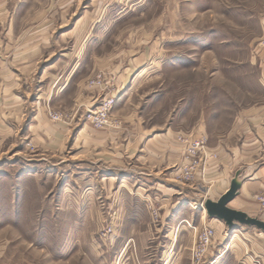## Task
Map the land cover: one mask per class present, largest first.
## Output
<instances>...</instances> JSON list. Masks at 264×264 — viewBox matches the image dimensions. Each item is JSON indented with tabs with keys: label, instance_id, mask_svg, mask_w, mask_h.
<instances>
[{
	"label": "rangeland",
	"instance_id": "1",
	"mask_svg": "<svg viewBox=\"0 0 264 264\" xmlns=\"http://www.w3.org/2000/svg\"><path fill=\"white\" fill-rule=\"evenodd\" d=\"M263 12L264 0H0V264H112L126 240L134 251L118 254L122 264H193L200 234L213 229L212 261L215 226L185 221L199 207L207 212V200L190 188L199 192L219 159L211 138L227 136L245 112L264 107L256 58ZM69 55L75 63L64 60ZM70 74V87L59 91ZM83 80L88 103L76 99ZM41 116L73 131L89 125L93 133L125 130L139 116L151 136L163 133L181 145L173 179L170 168L161 173L167 185L189 190L180 189L179 205L164 214L163 181L150 175L145 143L139 160L126 156L124 163L73 144L58 151L45 138L36 141ZM196 138L206 139L210 155L203 174L183 182L177 170ZM263 188L251 200L259 206L253 217L264 221ZM177 223L184 226L175 240ZM240 235L223 249L241 247ZM106 244L108 259L99 253ZM64 245L72 257L57 253Z\"/></svg>",
	"mask_w": 264,
	"mask_h": 264
},
{
	"label": "crops",
	"instance_id": "2",
	"mask_svg": "<svg viewBox=\"0 0 264 264\" xmlns=\"http://www.w3.org/2000/svg\"><path fill=\"white\" fill-rule=\"evenodd\" d=\"M261 22L264 29V12L261 14ZM44 26L45 25H43L42 29ZM49 29V26L46 27V31ZM9 31L12 30L9 29ZM81 54L82 52L80 55ZM76 57L75 55H69V57H64V60H66L68 64H72L76 62ZM256 58L260 66L264 68V40L260 41ZM59 61L54 64H59ZM71 74L74 73L72 72ZM71 74L68 76V81H64L62 87L58 86L60 88L58 89L59 91H64L70 87V79H72ZM258 78L264 86V70ZM80 82L81 83L78 85V92L76 93V99L88 103L92 101V94H90V92H88V94L85 93L87 88L85 83L86 80ZM53 84L55 85V82ZM54 85H52L50 89L51 93L53 92ZM63 94L64 92H60L53 95V102L57 104V106H60L59 100L62 96H65L66 93ZM128 122L129 128L127 127L125 130L123 129L115 132H105L101 130L93 133L89 125H85L73 131L71 127L66 125L49 124L45 117L41 116L40 121L34 126V129L37 132V135H35L36 141L39 143L44 141L43 138H45L50 143L49 145L53 146V148L58 151L63 150L67 145L73 144L75 147L81 146L83 153H89L91 155L98 149L99 151L105 150L104 156L107 161H122L124 163L126 156L132 157L133 155L139 160L141 157L139 147L141 144L145 143L149 151L148 158H146L145 161L149 162L148 168L151 169L150 175L163 181V184H159L157 189L164 198V202L162 203L166 206L164 214H169L170 207L172 210L179 205L181 199L177 200V198L181 194V190H189V188H185V186L167 185L175 174L174 167L171 168V166L181 162V145L175 140L173 141L170 136L167 135V137L163 133H155L151 136L150 131L142 127L139 116ZM252 126H255V128L253 129ZM39 131L40 134L38 133ZM210 142V145L218 154L219 159H216L212 163V166H210L211 168L206 177L207 181L204 180L206 185L200 183L199 192L194 188H190V190L196 191L194 195L199 202L203 200L217 201L230 189L232 180L238 176L239 180L242 181V187L239 191L240 194L229 206L233 209L242 210L250 216H256L259 212V206L256 202L251 200V195L259 191L264 184V107L253 108L245 112V114L237 120L231 133L214 140L211 138ZM127 152H129V155H125ZM169 168L170 171L167 174L170 180L161 173ZM199 209V214L189 218L185 217V221L188 223L193 222L199 226L205 224L215 226L217 232L210 253L211 260L215 258L217 264H264L263 233L248 229L243 232V229L239 226H236L237 228L231 231L220 219L211 218L204 209L200 207ZM179 225L180 224L177 223L175 227V240L178 227L181 232L183 231L182 227L184 225ZM234 235H240L243 247H236L234 245L229 249H223L225 242ZM131 237H134V235L132 234ZM126 241L127 245H124L122 248L120 247L121 249L116 251V259L112 261V264H122L121 261L119 262V259L117 261L118 254H120L119 256H129L126 253L129 252V250L131 252L134 251L131 244H128L129 241ZM61 249V251H57V253H60L61 257H67L72 253L66 250V245L62 246ZM111 251L112 249L106 244V247L101 249L99 253L102 256L104 255L105 259H108L109 255H111ZM61 257L58 259L61 260ZM70 257H72V254ZM253 258H258L259 262L255 263ZM222 260L225 262L220 263Z\"/></svg>",
	"mask_w": 264,
	"mask_h": 264
},
{
	"label": "built area",
	"instance_id": "3",
	"mask_svg": "<svg viewBox=\"0 0 264 264\" xmlns=\"http://www.w3.org/2000/svg\"><path fill=\"white\" fill-rule=\"evenodd\" d=\"M195 140V141H194ZM194 140H191L188 144L189 147V156L190 159L179 167V170H177V178L180 179L183 182L191 181L199 172V174H203V171L200 170L201 165L203 164L204 167L207 164L208 156L210 155L208 146L206 145V139L205 138H196ZM205 155V158L203 157ZM194 157V158H192ZM199 163V170H197V164ZM264 189V188H263ZM264 194V193H263ZM262 200L264 201V195L261 196ZM214 233L213 229L211 231H203L200 234L199 242L201 245V248H196L194 250V262L193 264H212V261H208L206 258L207 256V249L211 242V239H213ZM208 262V263H207Z\"/></svg>",
	"mask_w": 264,
	"mask_h": 264
},
{
	"label": "water",
	"instance_id": "4",
	"mask_svg": "<svg viewBox=\"0 0 264 264\" xmlns=\"http://www.w3.org/2000/svg\"><path fill=\"white\" fill-rule=\"evenodd\" d=\"M242 187V181L236 176L231 183L230 189L223 194L219 200H207L205 208L209 216L225 221V223L233 228L236 223L241 225L255 226L264 230V221L250 216L242 210L233 209L229 204L238 196Z\"/></svg>",
	"mask_w": 264,
	"mask_h": 264
}]
</instances>
